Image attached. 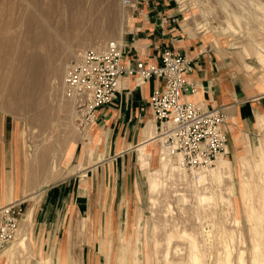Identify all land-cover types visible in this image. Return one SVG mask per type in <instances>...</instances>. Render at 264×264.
I'll return each instance as SVG.
<instances>
[{
	"label": "rangeland",
	"instance_id": "rangeland-1",
	"mask_svg": "<svg viewBox=\"0 0 264 264\" xmlns=\"http://www.w3.org/2000/svg\"><path fill=\"white\" fill-rule=\"evenodd\" d=\"M87 1L83 8L87 7ZM123 1H103L102 10L104 13L109 9L108 17L102 15L97 32L71 41L62 54L57 53V38L38 48L46 66L58 69V75L46 76L44 89L37 94L45 102L36 111L47 112L50 118L45 128L29 122L32 113L12 115L0 111V119L7 123V133L20 139L27 179L31 164L36 166L46 154L51 163L59 164L57 171L61 177L44 187L71 184L77 194L88 197L87 204L85 199L79 202L83 204L81 212L77 205L73 212L71 201L58 208L63 213L61 225L59 221L55 224L56 217L53 221L54 228L61 226V234L52 238L53 242L49 241L43 250L44 241L35 233V216L45 197L41 190L32 191L31 187L40 182L29 181V196L21 201L28 211L26 218L31 216L21 222L16 240L0 253V260L3 264H195L188 262L192 246L199 264H264V120L253 138L246 137L244 146L237 151L229 150L226 159L231 174L228 180L219 183L212 181L197 189L196 174L185 171V177L170 176L166 170L159 177L161 187L152 194L150 174L162 168L158 142L152 146L156 154L148 167L142 168L139 162L135 168L139 174L132 175L130 189L121 182L117 185L115 204H106V198L99 201L97 188L94 197L90 196L85 172L75 176L77 171L67 160V151L77 140L87 142L90 128L84 131L78 128L73 106L63 96V80L68 65L83 50L120 37L123 41L130 30L132 10L124 7ZM15 3L20 6L23 2L6 0L8 5ZM170 4L182 9L180 0H170ZM185 4L187 12L181 15L183 23L189 16L185 28L203 31L202 35L217 44L230 47L264 83V0H186ZM65 6L62 2L58 10L63 11ZM19 9L15 10L16 18L20 16ZM61 16L57 14V20ZM199 25L202 30H197ZM58 29L54 27L59 32ZM82 29L86 32L89 28ZM214 169L215 165L208 171ZM129 196L131 203L127 202ZM201 196L211 199L201 201ZM252 211L254 216L250 217ZM257 256L260 263L254 261Z\"/></svg>",
	"mask_w": 264,
	"mask_h": 264
},
{
	"label": "crops",
	"instance_id": "crops-1",
	"mask_svg": "<svg viewBox=\"0 0 264 264\" xmlns=\"http://www.w3.org/2000/svg\"><path fill=\"white\" fill-rule=\"evenodd\" d=\"M136 3V8H130V30L122 41L123 63L141 60L158 65L167 48L189 57L193 70L186 79L197 87V92L184 93L182 100L224 108L229 150H239L246 137L253 138L258 133V116L264 115V83L259 74L230 47L185 28L182 10L173 7L170 0H136ZM163 85L159 78L141 84L135 76H122L113 102L96 112L97 120L89 129L87 142L77 140L73 144L67 160L76 168L75 176L85 172L91 197L97 188L99 201L106 198V204H115L117 185L121 182L130 189L132 175L139 174L135 170L140 162L138 149L150 142L146 129L149 126L154 129L151 97ZM6 129L7 123L0 119V206L29 196L20 139L14 133L10 136ZM90 149H93L91 157ZM149 149L155 150L152 146ZM80 165L82 169L78 168ZM38 182L31 188L33 192L41 190L45 197L35 216V233L44 241V250L49 241L53 242L52 238L61 234L60 206L71 201L81 212L83 204L79 202L85 199L87 204L88 197L77 194L71 184L47 188ZM131 201L129 196L127 202ZM75 209L74 206L73 212ZM54 218L56 225L59 221L58 228H54Z\"/></svg>",
	"mask_w": 264,
	"mask_h": 264
},
{
	"label": "built area",
	"instance_id": "built-area-1",
	"mask_svg": "<svg viewBox=\"0 0 264 264\" xmlns=\"http://www.w3.org/2000/svg\"><path fill=\"white\" fill-rule=\"evenodd\" d=\"M127 8H136V0H124ZM123 43L108 41L83 50L68 65L63 80V96L71 102L80 130H88L97 120L96 112L113 102L122 76H135L139 83L152 78L164 85L151 97L154 137L164 159L178 160L182 169L200 174L212 168L220 157L229 155L227 116L224 108L184 102L186 92L197 87L187 81L192 72L189 57L165 49L158 65L144 61L123 63ZM26 211L21 200L0 206V253L18 235Z\"/></svg>",
	"mask_w": 264,
	"mask_h": 264
},
{
	"label": "bare ground",
	"instance_id": "bare-ground-1",
	"mask_svg": "<svg viewBox=\"0 0 264 264\" xmlns=\"http://www.w3.org/2000/svg\"><path fill=\"white\" fill-rule=\"evenodd\" d=\"M21 1L23 3L18 6L16 3L14 5H8L6 4V0H0V111L12 115L22 113L29 115L32 113V117H29L28 119L29 122L39 123L45 128L48 125L50 118L48 117L47 112L39 113L36 111V109H39V107L45 102L43 97H38L37 94L44 89L43 87L45 85L46 76L51 78V76L58 75V69H52L46 66L44 58L38 48L46 45L48 41L53 42L58 40V42H56L58 48L57 53L62 54L65 47L68 48L71 41H76L85 36L86 33H89V35L96 33L102 15L108 17L109 9L106 8L103 13L102 4L103 1L108 2L109 0H88L87 7H84L85 9L83 8L85 0H50L47 3H45L44 0ZM25 2L28 3L27 6L24 5ZM62 2L66 4V6L63 11L60 12L58 9ZM180 2L182 4V12H187L188 8L185 4L186 0H180ZM122 3L124 5V1ZM18 7L20 8V16L16 18L14 13ZM57 14L62 15L58 20V17H56ZM188 19L189 16L186 15L184 23H186ZM62 26L63 30L62 28L60 29ZM54 27H58L59 32L54 30ZM85 27L89 28L86 32L82 29ZM202 29L203 26L200 25L199 28H197V30ZM54 38H57V40H53ZM117 40L122 42V37ZM57 89L59 88L57 87ZM72 109L75 115L74 108ZM263 120L264 115L258 116V126L263 124ZM146 130V134L149 138H153L155 134L153 127L149 126ZM156 143L157 141L153 140L139 147L138 150L141 156L140 163L142 168L146 169L151 157H155L156 153H153L155 151L149 149V146H153V144ZM72 149L73 145H71L67 151L68 156H70ZM92 153L93 149H90V157L92 156ZM160 161L162 163L161 171L150 174L149 188L152 194L157 192L159 187H161L160 185L162 182L160 183L159 177L162 173H165L166 170L170 172V176L174 174L185 177V171L182 169L180 162H177V159L173 161V159H164L163 156H160ZM58 166L59 164L56 162L51 163V160H49L46 154L43 155V157L37 161L36 166L31 164L28 172V182L30 181L32 184L41 181L43 185H49L57 181L61 177L57 171ZM215 166L216 169L213 171L207 170L204 171L206 173L201 172L197 175L198 179L195 182L197 189L199 186L202 187L210 184L212 181L219 183L225 179L228 180L231 171L230 162L226 157H220L216 161ZM78 168L82 169L83 166L80 165ZM69 173L67 176L70 175ZM71 173L73 174V171ZM166 175L168 176V174ZM247 192L248 190L244 188V194L247 195ZM229 193L231 194V192ZM209 199L211 198L207 196L200 197L201 201ZM251 213L249 216L253 217L254 212ZM30 216L31 214L28 215V218L25 216L24 221H28ZM251 220L253 219L251 218ZM189 249L190 254H188V262L199 264V257L196 256L197 253L195 252L194 247L191 246ZM135 251H137V249ZM255 251L257 252L258 250ZM254 261L260 263L261 258L257 256ZM0 264H3L1 260Z\"/></svg>",
	"mask_w": 264,
	"mask_h": 264
}]
</instances>
